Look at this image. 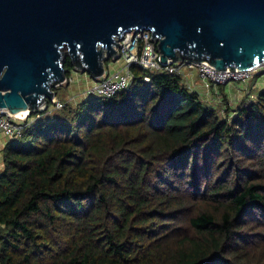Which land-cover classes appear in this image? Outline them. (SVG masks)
<instances>
[{"label": "trees", "instance_id": "trees-1", "mask_svg": "<svg viewBox=\"0 0 264 264\" xmlns=\"http://www.w3.org/2000/svg\"><path fill=\"white\" fill-rule=\"evenodd\" d=\"M131 72L5 143L0 263L264 264V89L222 117L177 74Z\"/></svg>", "mask_w": 264, "mask_h": 264}, {"label": "water", "instance_id": "water-1", "mask_svg": "<svg viewBox=\"0 0 264 264\" xmlns=\"http://www.w3.org/2000/svg\"><path fill=\"white\" fill-rule=\"evenodd\" d=\"M144 30L163 63L264 66V0H0V108L17 114L52 102L68 59L102 78L125 35Z\"/></svg>", "mask_w": 264, "mask_h": 264}, {"label": "built area", "instance_id": "built-area-1", "mask_svg": "<svg viewBox=\"0 0 264 264\" xmlns=\"http://www.w3.org/2000/svg\"><path fill=\"white\" fill-rule=\"evenodd\" d=\"M133 34L135 35L133 36ZM114 60L120 64L119 67L112 72L106 70L103 80L94 81L92 86L86 91L85 99L97 97L110 100L119 92L128 89L134 80V75L131 72L133 65H137L144 70L166 71L170 74H177L183 78L187 88L195 93L199 92L195 90L192 84L193 78L198 79L201 88L209 92L236 82L246 84L257 70L239 71L235 69V71H231V69H226V71H222L206 62L182 61L174 63L169 61L163 63L157 50V43L152 38L151 32L145 30L127 33L120 42L118 57ZM72 75L75 76V73L71 71L67 80L68 83L74 81ZM145 81L148 82L149 78H145ZM51 103L50 110L63 107V103L58 98H54ZM47 109L49 107L46 104L37 111L46 112ZM37 111H28L27 115H15L11 114L8 109L0 108V135L7 140L20 138L24 129L30 123L31 112Z\"/></svg>", "mask_w": 264, "mask_h": 264}, {"label": "rangeland", "instance_id": "rangeland-1", "mask_svg": "<svg viewBox=\"0 0 264 264\" xmlns=\"http://www.w3.org/2000/svg\"><path fill=\"white\" fill-rule=\"evenodd\" d=\"M113 65L119 66L120 64L116 63L115 60L110 59L106 62V70L109 72L110 68L113 67ZM75 72L78 74L82 73L79 70L78 71L75 70ZM103 78L104 77L96 81H101L103 80ZM91 80L94 82L92 78ZM91 80L89 79V82ZM192 84L194 85L195 90L201 94L204 102H206L208 105L216 109L220 113V116L224 117L225 113L228 111V108L234 109L237 107V105H239L242 102L255 100L257 93L261 89H264V66L257 69L252 74V78L246 84H240L236 82L227 86H223V88L219 87L216 89L217 91L213 89L209 92L201 88L200 81L196 78H193ZM57 92L58 94L56 95L58 100L60 99L63 101L68 100V102L71 103L72 106L74 107H76L84 100V98H79L72 101L70 99L71 94L68 88L66 90L65 87L59 88Z\"/></svg>", "mask_w": 264, "mask_h": 264}, {"label": "crops", "instance_id": "crops-1", "mask_svg": "<svg viewBox=\"0 0 264 264\" xmlns=\"http://www.w3.org/2000/svg\"><path fill=\"white\" fill-rule=\"evenodd\" d=\"M116 67H119V66L113 65V67H111L109 71L112 72L113 70L117 69ZM72 72L75 73V76L72 75L74 78V81L72 83H69V86H68V90L71 94L70 99L72 101L79 99V98L85 99V93L91 87V85L93 84V81L85 73L78 74L75 72V70H73ZM89 79L91 80L90 82H89ZM7 141L8 140L5 137L0 135V169L3 167L2 162H1V152Z\"/></svg>", "mask_w": 264, "mask_h": 264}, {"label": "bare ground", "instance_id": "bare-ground-1", "mask_svg": "<svg viewBox=\"0 0 264 264\" xmlns=\"http://www.w3.org/2000/svg\"><path fill=\"white\" fill-rule=\"evenodd\" d=\"M21 114H25V115H27L28 114V112H21V113H17V114H15V115H21Z\"/></svg>", "mask_w": 264, "mask_h": 264}]
</instances>
